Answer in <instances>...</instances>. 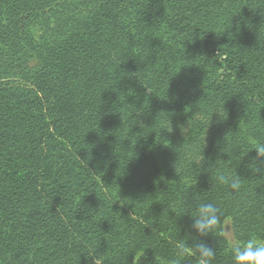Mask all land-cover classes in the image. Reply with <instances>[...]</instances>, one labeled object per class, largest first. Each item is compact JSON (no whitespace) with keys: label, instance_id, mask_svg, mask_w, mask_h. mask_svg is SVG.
Returning <instances> with one entry per match:
<instances>
[{"label":"trees","instance_id":"1","mask_svg":"<svg viewBox=\"0 0 264 264\" xmlns=\"http://www.w3.org/2000/svg\"><path fill=\"white\" fill-rule=\"evenodd\" d=\"M260 140L264 0H0V264H170L201 202L232 264Z\"/></svg>","mask_w":264,"mask_h":264},{"label":"clouds","instance_id":"2","mask_svg":"<svg viewBox=\"0 0 264 264\" xmlns=\"http://www.w3.org/2000/svg\"><path fill=\"white\" fill-rule=\"evenodd\" d=\"M222 59L226 60L227 56H223ZM251 149L255 150L256 153L253 159L259 163H264V140L254 141ZM253 170L264 174V168L259 166H254ZM218 179L221 184L226 185L234 192L241 190L244 181L236 172L228 176L220 175ZM190 217L192 223L189 228L191 233L195 234L192 236L193 242L192 244H188L186 241L181 243L178 249V257L172 259L170 264H180L181 258L187 256L195 257L198 264H214L217 255L216 249L209 246L201 238L213 236V233L220 229L222 218L219 207L213 202H201L190 213ZM222 234L226 239L232 240V234L228 231L226 224ZM229 252L232 257V264H264V244L255 237L247 239L242 244L236 242L229 248Z\"/></svg>","mask_w":264,"mask_h":264},{"label":"rangeland","instance_id":"3","mask_svg":"<svg viewBox=\"0 0 264 264\" xmlns=\"http://www.w3.org/2000/svg\"><path fill=\"white\" fill-rule=\"evenodd\" d=\"M225 224H226V225H227V227H228V231H229V232L232 234L229 222H226ZM225 224H224V225H225ZM229 241H230L231 243H233V242H234L233 235H232V240H229Z\"/></svg>","mask_w":264,"mask_h":264}]
</instances>
